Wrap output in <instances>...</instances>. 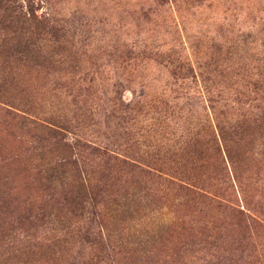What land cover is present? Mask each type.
<instances>
[{
    "label": "rangeland",
    "instance_id": "1",
    "mask_svg": "<svg viewBox=\"0 0 264 264\" xmlns=\"http://www.w3.org/2000/svg\"><path fill=\"white\" fill-rule=\"evenodd\" d=\"M0 264H264V0H0Z\"/></svg>",
    "mask_w": 264,
    "mask_h": 264
},
{
    "label": "trees",
    "instance_id": "2",
    "mask_svg": "<svg viewBox=\"0 0 264 264\" xmlns=\"http://www.w3.org/2000/svg\"><path fill=\"white\" fill-rule=\"evenodd\" d=\"M18 19H23L21 23H28L29 22L32 25H38V23H40V21H38V20L40 19L42 22L45 20V17L44 16L43 17L38 16L33 11H27L26 14H22V15L19 14ZM258 121H261V120L251 121V123L256 124ZM259 125L261 126V124H259ZM259 125L255 126V127H259ZM243 126L240 127V129H239V131L241 130L242 132L232 131L231 133H229L232 135L229 138H228V133H225V132L222 133V131H220L219 138H220V140H222V142H224V146H226V148H227V146L229 147L230 143H233L235 145V141L237 142L241 138L240 137L239 139H237V137L246 135L247 130L249 131V129H251L248 124L247 125L243 124ZM229 149L230 148L226 149V154H227L229 160L233 162V157L231 156Z\"/></svg>",
    "mask_w": 264,
    "mask_h": 264
}]
</instances>
